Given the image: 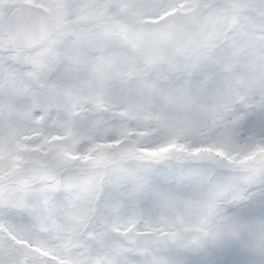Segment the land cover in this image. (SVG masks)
Returning <instances> with one entry per match:
<instances>
[{"label": "snow or ice", "instance_id": "obj_1", "mask_svg": "<svg viewBox=\"0 0 264 264\" xmlns=\"http://www.w3.org/2000/svg\"><path fill=\"white\" fill-rule=\"evenodd\" d=\"M0 264H264V0H0Z\"/></svg>", "mask_w": 264, "mask_h": 264}]
</instances>
